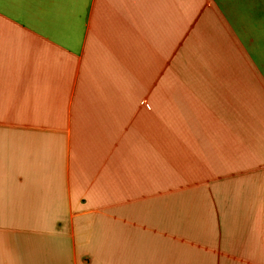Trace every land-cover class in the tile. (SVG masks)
<instances>
[{
  "label": "crops",
  "instance_id": "1",
  "mask_svg": "<svg viewBox=\"0 0 264 264\" xmlns=\"http://www.w3.org/2000/svg\"><path fill=\"white\" fill-rule=\"evenodd\" d=\"M0 264H264V0H0Z\"/></svg>",
  "mask_w": 264,
  "mask_h": 264
}]
</instances>
